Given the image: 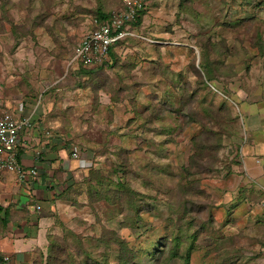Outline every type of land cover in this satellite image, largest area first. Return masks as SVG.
<instances>
[{
  "label": "rangeland",
  "instance_id": "1",
  "mask_svg": "<svg viewBox=\"0 0 264 264\" xmlns=\"http://www.w3.org/2000/svg\"><path fill=\"white\" fill-rule=\"evenodd\" d=\"M119 1L0 0V114L41 107L92 159L59 172L66 185L33 261L264 264V200H246L240 122L225 111L239 113L234 90L264 86V0L250 12L247 0H151L144 39L118 46L110 67L66 77L71 49ZM221 38L226 52L201 57L199 41Z\"/></svg>",
  "mask_w": 264,
  "mask_h": 264
},
{
  "label": "crops",
  "instance_id": "2",
  "mask_svg": "<svg viewBox=\"0 0 264 264\" xmlns=\"http://www.w3.org/2000/svg\"><path fill=\"white\" fill-rule=\"evenodd\" d=\"M246 89L239 88L234 92L240 100V151L246 174L243 182L248 188L245 189L246 200L251 204L254 199H248L250 194L264 200V86L256 87V90ZM241 93L242 98L239 97ZM20 103L24 104V113L28 116L31 110L24 101L7 110H14ZM41 111L39 107L33 128L21 136L19 145V163L26 170L35 168L37 177L29 176L25 184L15 173L0 172V255L9 256L12 264H34V257L44 253L53 219L50 209L56 206L57 202L53 200L62 187L57 181L59 172L70 168L80 172L79 165L71 160L65 139L52 126L50 129L44 120L41 121ZM246 158L254 159L255 164L247 162ZM27 186L32 188L31 191ZM36 206L41 207L40 211Z\"/></svg>",
  "mask_w": 264,
  "mask_h": 264
},
{
  "label": "built area",
  "instance_id": "3",
  "mask_svg": "<svg viewBox=\"0 0 264 264\" xmlns=\"http://www.w3.org/2000/svg\"><path fill=\"white\" fill-rule=\"evenodd\" d=\"M125 3L127 5L125 10H121L111 19L96 22V29L88 30L83 35L73 49L68 68H78L81 64L86 67H96L109 62L111 49L119 41L133 35L129 23L136 21L147 5V0H125ZM24 112V104L20 103L14 110L0 114V172L15 173L18 180L26 184L28 177L36 178L38 172L35 168L26 170L19 163L21 136L33 128L35 118L34 113L26 116ZM68 149L71 160L79 165L77 169L81 170L83 164L87 165L92 162L83 150L72 146H68ZM27 188L29 191L32 189L30 186ZM40 209V206H36L37 211ZM0 264H12V259L9 256L0 255Z\"/></svg>",
  "mask_w": 264,
  "mask_h": 264
},
{
  "label": "trees",
  "instance_id": "4",
  "mask_svg": "<svg viewBox=\"0 0 264 264\" xmlns=\"http://www.w3.org/2000/svg\"><path fill=\"white\" fill-rule=\"evenodd\" d=\"M149 1H151V0H147V3L149 2ZM248 1V7H250V8H248V7H245V8H243L242 7V9L245 11V12H250V11H253L255 8L254 7H252V5H255L256 3H258L259 2V0H247ZM120 2V7L118 8V10H115V11H113L112 13H102L101 11L98 13L99 14V17H98V20H96V22H100V21H103V20H108V19H111L115 14H117V13H119L121 10H125L126 8H127V5H126V3H125V0H120L119 1ZM259 3H262V4H264V2H259ZM258 5V4H257ZM259 6V5H258ZM45 11V10H44ZM146 11H147V5L144 7V9L140 12V14H139V17L136 19V21H132V22H130L129 23V25H130V27H131V30H132V33H133V35H131V36H128L126 39H124V40H122V41H119L112 49H111V52H110V60H109V62H105V63H103V64H100V65H98V66H96V67H86V66H84V64H81V65H79L78 66V68H69V73H68V75L66 76V77H68V78H70V77H78V78H82L84 75H86V74H89V73H91L94 69L95 70H97V69H100V68H106V67H110L111 65H114V63H117V60H118V57H117V54H116V52H115V49L118 47V46H121L122 44H124V43H126L127 41H129V40H140V39H144L143 38V36L139 33L140 31L138 30L139 29V25H140V23H141V20L143 19V15L146 13ZM46 13V14H45ZM46 15H49V12L48 11H45L44 12V14L43 15H41L40 16V18H37L36 19V21H38V20H41V19H44L45 17H46ZM239 15V14H238ZM235 17V16H234ZM239 19H240V23L241 22H243V23H246V20L245 19H243L240 15H239V17H238ZM219 20V19H218ZM217 20V22H219ZM96 22H95V25H93L92 26V29L94 30V29H96V27H97V24H96ZM227 38H221L220 39V41L216 44V45H214L213 43H210L211 42V40H210V42L208 41H204V43H202V42H200L199 41V43H197V49H199L200 50V52H201V57H202V55H204V54H207L208 52H211L212 51V49H213V47L214 46H220V47H223V52L222 53H224V52H226L227 51V49H226V45H227ZM243 43V40H242V42H241V44ZM201 44H203L204 46L202 47V45ZM201 45V46H200ZM76 46V45H75ZM74 46V47H75ZM74 47L71 49V52H70V54H71V56H69V61H70V59L72 58V55H73V49H74ZM210 49H211V51H210ZM226 50V51H225ZM261 54L264 56V43L262 44V49H261ZM200 68H201V66H200ZM201 69H203V67L201 68ZM79 75H81V76H79ZM206 75V74H205ZM207 81H208V79H207ZM61 86H64V85H61ZM225 111H227L226 112V114H228V116H229V120H230V122L231 123H234L235 122V120H238L239 121V115H238V113H236V114H234V116L236 117V118H234L233 117V114H231V112H230V110H225ZM213 114H215L214 112H213ZM213 114H211L210 113V117H211V115H213ZM213 118V120H216L217 121V123H216V125L215 126H217L218 124H220V121L222 120V121H224L223 120V117H220V120L218 119L219 117H217L216 115H215V117L213 116L212 117ZM227 122H229L228 120H227ZM214 126V127H215ZM213 134H214V132H213ZM215 135V134H214ZM220 137H221V135H220ZM215 147H217V146H215ZM216 149H218V147L216 148ZM61 173H63V172H61ZM64 180H65V177L64 176H61V175H58V183H60L59 185H61V184H63V185H66V183H64ZM62 186V185H61ZM59 194H55V199L57 198L56 196H58ZM59 197V196H58ZM2 211V209L0 208V212ZM38 256H44V253H41V254H39ZM44 263V258L42 259V260H40V261H38V262H34V264H43Z\"/></svg>",
  "mask_w": 264,
  "mask_h": 264
}]
</instances>
